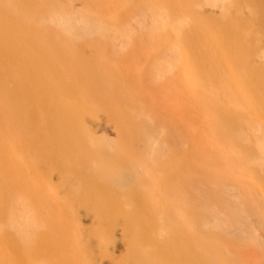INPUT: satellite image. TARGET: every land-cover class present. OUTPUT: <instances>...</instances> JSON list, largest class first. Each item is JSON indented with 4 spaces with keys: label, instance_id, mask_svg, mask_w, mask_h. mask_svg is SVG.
<instances>
[{
    "label": "bare ground",
    "instance_id": "bare-ground-1",
    "mask_svg": "<svg viewBox=\"0 0 264 264\" xmlns=\"http://www.w3.org/2000/svg\"><path fill=\"white\" fill-rule=\"evenodd\" d=\"M4 1L0 0V95L12 108L0 109V117L28 133L29 142L19 144L18 150L33 154V160L42 155L54 163L62 182L79 174L85 193L81 198V187H73L76 202L63 201L66 214L60 216L47 215L45 210L38 213L39 209L31 213L23 202H17V207L6 203L5 213H0V264H264V119L257 118L258 114L226 126L223 165L207 170L204 191L198 182L191 186V196L179 201L176 217H161L162 211L151 208L143 194H138L133 206L140 212L138 218L120 213L109 199L115 194L104 187L132 188L137 175L131 168L124 170L106 160L107 154L113 155L110 141L93 131L99 127H90L81 119L83 113H92L83 86L71 81L64 66L46 54L45 42L34 33L31 17L18 14ZM220 1L226 6L232 2ZM55 18L67 28L73 26ZM235 29L236 39H224L227 33L218 29L221 44L214 48L223 53L222 59H229L231 72L236 73L237 66L250 78L249 85L263 102L264 0H238ZM103 31L102 25L86 16L74 35L82 39ZM165 67L174 69L175 65ZM165 67L160 64V71ZM116 202L115 206L120 205ZM163 229L166 234L162 235L170 239H163Z\"/></svg>",
    "mask_w": 264,
    "mask_h": 264
},
{
    "label": "rangeland",
    "instance_id": "rangeland-1",
    "mask_svg": "<svg viewBox=\"0 0 264 264\" xmlns=\"http://www.w3.org/2000/svg\"><path fill=\"white\" fill-rule=\"evenodd\" d=\"M231 1L228 6L220 0L216 4L207 0L4 1L18 14L31 17L46 54L64 66L71 81L83 86L92 113H83L81 119L99 127L93 131L110 141L113 155L107 154L106 160L137 175L132 188L103 186L115 194L109 199L120 213L138 218L140 212L133 206L138 194H143L151 208L162 211L161 217H176L179 201L191 196V186L198 182L204 191L209 170L223 165L226 126L258 114L264 119V101L249 85L250 78L237 66L236 73L231 72L229 59H222L223 53L214 48L221 44L218 29L227 33L224 39H236L238 0ZM86 16L102 25L104 33L75 37ZM55 17L73 26L67 28ZM168 63L178 68L167 69ZM160 64L165 67L161 71ZM182 67L190 72L179 73ZM6 102L0 95V109L12 108ZM12 124L7 117L0 119V200L4 203L0 213H5L2 208L10 201L14 207L26 203L31 213L39 209L38 213L47 211L51 216L66 214L62 202H76L72 189L78 185L82 189L83 177L75 174L69 183L62 182L54 163L42 155L33 160V154L18 150L30 137ZM114 200L120 205L115 206Z\"/></svg>",
    "mask_w": 264,
    "mask_h": 264
}]
</instances>
